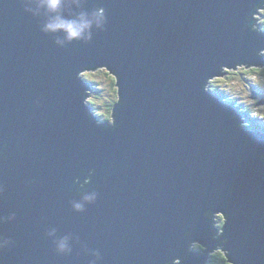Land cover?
<instances>
[{"label": "water", "instance_id": "1", "mask_svg": "<svg viewBox=\"0 0 264 264\" xmlns=\"http://www.w3.org/2000/svg\"><path fill=\"white\" fill-rule=\"evenodd\" d=\"M258 2L0 0V264H205L220 239L229 264H264V132L201 90L221 64H264ZM97 7L91 41L42 31ZM81 67L115 76V127L86 115Z\"/></svg>", "mask_w": 264, "mask_h": 264}, {"label": "clouds", "instance_id": "2", "mask_svg": "<svg viewBox=\"0 0 264 264\" xmlns=\"http://www.w3.org/2000/svg\"><path fill=\"white\" fill-rule=\"evenodd\" d=\"M40 2L50 12H56L62 4V0H40ZM258 3L264 4V0H259ZM255 5H252L253 10L251 15L245 16L244 21L249 31L256 34H264V7H256ZM249 21H255V23H250ZM105 22L104 8L97 7L90 15L82 13L75 19H65L59 15L53 16L43 25L42 31L47 33L63 32V39L56 41V44L62 47L65 42L70 43L74 40L91 41L93 26L97 29H103ZM255 55L257 57H264V47H261ZM86 69L87 67H81L76 73V78L90 84L89 81L103 74L106 81L111 82L113 85L107 89L108 94L104 97L105 103L100 111H98L96 105H100L101 101L93 94V88L81 90V103L90 109L86 115L94 118L97 126L105 124L108 127H115L113 106L120 101V95L117 96V90L114 86L115 76L110 75L102 67L98 68L97 71ZM253 89H256L257 92H264V64L235 62L231 67H227V64H221L218 74L206 77L201 85L203 92L213 95L221 104L231 106L234 110L231 118L235 119L237 116L239 117L237 127L249 129L252 128V125L249 123L250 120L255 119L264 124V103L261 102L264 98L259 95L253 96ZM261 158L264 159V156ZM89 173H92V170H89ZM87 178L89 179L90 176H87ZM84 199L90 201L94 199V196H85ZM72 207L76 211H81L83 205L73 203ZM184 235L188 236L189 233L185 232ZM222 235L223 232L220 233L216 230L212 239L216 240ZM225 243L226 239H220L214 251L218 249L228 258L227 250L224 248ZM200 244L196 240H191L188 243V251H199ZM5 245V241H0V249H3ZM65 248L66 243L64 240L57 242V249L59 251H64ZM170 264H181V260L179 257H175L171 260ZM205 264H207V260ZM231 264H233L232 261Z\"/></svg>", "mask_w": 264, "mask_h": 264}, {"label": "trees", "instance_id": "3", "mask_svg": "<svg viewBox=\"0 0 264 264\" xmlns=\"http://www.w3.org/2000/svg\"><path fill=\"white\" fill-rule=\"evenodd\" d=\"M106 72H107V71H106ZM108 73H109V72H108ZM110 75H111V74H110ZM89 83H90V81H89ZM91 84H92V85H90V87L93 86V87H95L96 89H99V88L96 86V83H95V82H92ZM109 84H110V83H109ZM110 85H111V84H110ZM112 86H113V85H112ZM114 86H115V84H114ZM115 88H116V86H115ZM100 92H101V90L99 89V94H100ZM252 93H253L254 95H259V96H263V97H264V92H257L256 89H253V90H252ZM249 123L252 125V128H251V129H257V130H261V131L264 132V124H261L260 121L253 119V120H250ZM221 223H222V220H221V218H220V216H219V218H218V220H217V225L220 226ZM199 248H200V246H199ZM207 263H209V264H229V263L227 262L226 258L224 257V254H222V252H219V251H215V252L211 253V254L209 255V258H208V260H207Z\"/></svg>", "mask_w": 264, "mask_h": 264}, {"label": "rangeland", "instance_id": "4", "mask_svg": "<svg viewBox=\"0 0 264 264\" xmlns=\"http://www.w3.org/2000/svg\"><path fill=\"white\" fill-rule=\"evenodd\" d=\"M98 69L96 70H90V71H97ZM105 70V69H104ZM106 71V70H105ZM110 74V73H109ZM92 82H95L96 83V86L101 90L100 94H99V89H96L95 87L91 86V88H93V94L96 96V98H98L100 101H101V104L100 105H96L98 111L102 110V106L104 105V97L108 94L107 93V89L109 87L112 86L111 82H108L106 81L105 77L103 76V74L95 77L93 80L90 81V85H92L91 83ZM111 85H110V84ZM252 95H254L252 93ZM216 251H219L221 252L220 250H216ZM209 264V263H207Z\"/></svg>", "mask_w": 264, "mask_h": 264}, {"label": "flooded vegetation", "instance_id": "5", "mask_svg": "<svg viewBox=\"0 0 264 264\" xmlns=\"http://www.w3.org/2000/svg\"><path fill=\"white\" fill-rule=\"evenodd\" d=\"M253 96H256V95H253ZM262 98H264L263 96H261ZM262 103H264V100L261 101Z\"/></svg>", "mask_w": 264, "mask_h": 264}]
</instances>
